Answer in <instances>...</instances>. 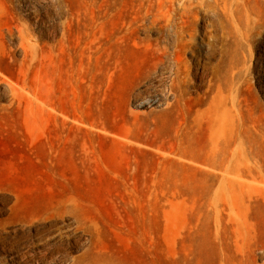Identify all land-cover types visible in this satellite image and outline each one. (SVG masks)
<instances>
[{
    "label": "rangeland",
    "instance_id": "obj_1",
    "mask_svg": "<svg viewBox=\"0 0 264 264\" xmlns=\"http://www.w3.org/2000/svg\"><path fill=\"white\" fill-rule=\"evenodd\" d=\"M254 6L0 0V264H264Z\"/></svg>",
    "mask_w": 264,
    "mask_h": 264
},
{
    "label": "bare ground",
    "instance_id": "obj_2",
    "mask_svg": "<svg viewBox=\"0 0 264 264\" xmlns=\"http://www.w3.org/2000/svg\"><path fill=\"white\" fill-rule=\"evenodd\" d=\"M173 1V0H168ZM182 4L181 16L183 18H189L192 14L196 13L197 7L203 9H212L214 11L228 12L233 10L237 13V18L249 20L251 13L255 11L254 2L256 0H179ZM195 35H174L175 46V66L174 72L176 75H183V60L181 58V52H184L193 43ZM23 41L21 43L27 49H30V35H21ZM22 90V89H20Z\"/></svg>",
    "mask_w": 264,
    "mask_h": 264
}]
</instances>
